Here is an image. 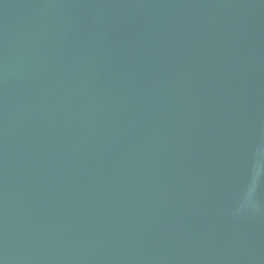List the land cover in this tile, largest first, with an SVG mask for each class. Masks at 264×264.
I'll return each instance as SVG.
<instances>
[{"label":"water","instance_id":"water-1","mask_svg":"<svg viewBox=\"0 0 264 264\" xmlns=\"http://www.w3.org/2000/svg\"><path fill=\"white\" fill-rule=\"evenodd\" d=\"M0 264H264V0H0Z\"/></svg>","mask_w":264,"mask_h":264}]
</instances>
